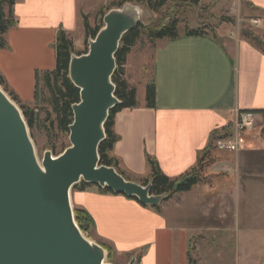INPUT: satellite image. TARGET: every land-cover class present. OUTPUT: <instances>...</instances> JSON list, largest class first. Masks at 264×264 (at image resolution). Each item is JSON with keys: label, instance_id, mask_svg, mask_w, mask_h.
I'll return each mask as SVG.
<instances>
[{"label": "crops", "instance_id": "1", "mask_svg": "<svg viewBox=\"0 0 264 264\" xmlns=\"http://www.w3.org/2000/svg\"><path fill=\"white\" fill-rule=\"evenodd\" d=\"M90 1L84 0V5ZM240 1L264 13V0ZM14 12L17 24L6 33L8 46L0 49V75L15 95L30 102L36 72L56 67L58 32L73 34L78 28L80 0H19ZM184 30L156 47L155 107L138 102L115 115L119 139L110 156L119 160L121 170L143 177L139 183L150 175L148 156L172 179L189 172L212 132L230 128L236 135L242 110L255 111L264 124V53L244 38L224 42L216 34L187 36ZM240 136L246 144L258 140L247 131ZM243 148L234 159L228 154L233 151L218 150L204 179L163 201L159 209L102 192L96 184L73 188L72 203L91 216L96 242L128 258L136 255L138 264H190L189 254L195 264H239L238 228L223 226L222 212L232 208L238 192L231 184L234 177L247 181L242 201L248 203L251 193L258 192L249 180L260 174L258 156H239ZM213 212L218 213L209 225Z\"/></svg>", "mask_w": 264, "mask_h": 264}, {"label": "water", "instance_id": "2", "mask_svg": "<svg viewBox=\"0 0 264 264\" xmlns=\"http://www.w3.org/2000/svg\"><path fill=\"white\" fill-rule=\"evenodd\" d=\"M138 6L109 10L86 53L71 55L69 77L80 90L72 105L71 145L60 155L50 150L39 160L20 107L0 84V264H114L107 251L79 227L71 193L81 181L108 187L157 207L169 194H152V181L128 180L101 163L110 110L121 100L112 76L125 33L141 22ZM133 256L128 264H136Z\"/></svg>", "mask_w": 264, "mask_h": 264}, {"label": "rangeland", "instance_id": "3", "mask_svg": "<svg viewBox=\"0 0 264 264\" xmlns=\"http://www.w3.org/2000/svg\"><path fill=\"white\" fill-rule=\"evenodd\" d=\"M121 1L123 0H92L89 4L84 5V0H80L79 25L77 30H75L73 34H70L74 42L73 53L75 55H80L79 53L83 52L87 47L84 25L85 15L88 16L91 26L95 28L98 23H101V17L104 11L107 13L113 8H121L128 3L138 6L142 11L141 23L146 28L158 26L164 21L166 16L177 14L179 13V10L182 9L183 12L179 14L181 19V23L179 24L180 31H183L187 25L191 28L206 26L208 33L218 35L225 42L229 39L233 40L238 37L244 38L243 30L245 29L249 30L248 32H255L264 40V13H258L254 8L249 7L246 3H243L240 0H200L197 5L190 4L188 6H183L182 8L178 3L177 5L167 4L159 11L150 9L146 2L137 3L126 1L121 7H112ZM109 7L112 8L106 10ZM253 19H262V22L256 24ZM102 22L104 24V21ZM161 43V40L152 43L145 35H140L127 55L123 77L126 79L129 86L136 87L138 102L141 104L146 102V83L152 76L153 59L156 47L161 45ZM1 87L19 107L24 104L34 108L35 122L33 126H29V124L28 126L40 161H42L46 151L50 150L54 156H58L71 145L69 132L62 130L58 126L56 116L52 112V107L48 103L49 92L43 87L42 83L39 88L40 101L37 103L38 106L34 100L30 102L25 101L17 94L16 98L14 96V91L6 82L1 84ZM247 132L254 134L258 140L257 142L255 140L254 143H243L245 147L241 144L240 146L242 148L244 147L243 149L245 150L241 151L239 156H249L250 158L251 154L258 156L259 161L256 168L261 169V171H259L260 174L259 176H256L257 178H255V181L254 178L249 179L252 182L250 186H253L255 183L254 186L258 187V192L251 193V198L249 202L246 203L245 201H242L241 198L239 199V197L243 198L245 195L244 192L246 189L242 186H247V181L242 179L238 180V177L231 179V184L238 187V192L235 194V198L232 201V208L222 212L225 214L222 219V225L229 227L232 226L235 229L238 228L236 233L239 239L237 243L240 257L239 264H264V191L262 188V186H264V124L261 126L260 121L256 118L254 127ZM233 136H236L235 133ZM241 147L238 151H233L234 153H226L232 155V158L234 159L236 152H239ZM218 150L220 149L217 145L211 154L210 161L216 156ZM214 162L215 161H212V163ZM209 167L210 164L207 165V167H203L201 174L202 179H204V175ZM121 171L124 172V176L128 180L138 182L143 179V177H140L139 175H134L124 170ZM237 181L239 184H236ZM141 184H143V182ZM209 187L211 190L214 188L211 184ZM217 188L218 185L215 186V189ZM247 190L249 191V189ZM201 206L202 205L200 204L199 208H201ZM217 213L218 212H213L212 216H210V221L208 222L209 225L213 224L214 215H217ZM196 215L201 216L202 213L197 212ZM83 222L86 223L87 230H83L80 223L77 221L85 236L94 240V233L92 231L93 225H88L84 220ZM229 223L232 224L230 225ZM102 246L107 251L106 261L110 263L128 264L131 258L136 256L132 255L128 258L114 252L108 246ZM136 264H138V260H136Z\"/></svg>", "mask_w": 264, "mask_h": 264}, {"label": "trees", "instance_id": "4", "mask_svg": "<svg viewBox=\"0 0 264 264\" xmlns=\"http://www.w3.org/2000/svg\"><path fill=\"white\" fill-rule=\"evenodd\" d=\"M18 1L19 0H0V49H4L8 46L6 33L9 29L17 24L14 7ZM126 1L137 3L146 2L150 9L159 11L167 4L177 5L178 3V5L182 8L183 6H188L190 4L197 5L200 0H123L117 3V5H113L112 7H121ZM112 7H109L106 10H109ZM182 12V9H180L179 13L166 16L161 24L153 28H146L141 22L138 23V25L134 29H131L124 34L120 43V47L115 54L117 67L112 76V80L116 85L115 94L121 100V103L117 104L110 110V115L105 123L106 138L101 142L99 146V154L102 164L115 167L123 175L124 172L119 168V160L115 157L110 156V151L113 149L114 144L119 139L118 135L114 131L115 115L123 109L134 108L138 105L136 87L129 86L126 79L123 77L127 55L129 54L131 47L134 45L136 39L140 35H145L152 43L158 40L177 39L181 35L179 30V24L181 23L179 14ZM105 14L106 11L102 13L101 23H98L95 28L91 26L88 16H84L87 47L83 52L79 54H83L88 51V38H95L98 31L103 27L104 24L102 21ZM206 29V26H201L199 28H191L189 26H186L184 34L187 36H204L208 34ZM248 31L249 30H243L244 38L249 40L264 53V40L255 32ZM54 47L56 49V67L53 70L36 72L34 102L37 105V103L40 101L39 88L41 87L42 83L43 87L49 92L48 103L52 107V112L56 116L58 126L62 130L69 132V126L73 123L74 120L72 105L80 101V90L73 84L69 77V64L71 55L74 51V42L69 33H67L65 30H60L57 34V39ZM4 82L5 81L3 77L0 75V84H4ZM14 96L17 98L16 95ZM146 105L150 108H153L156 105V83L153 76H151L146 83ZM20 107L29 126H33L35 122L34 108L24 104ZM233 134L234 131L230 128L224 130H215L214 132H212L210 136V142L205 150H203V152L200 154L197 164L180 178L172 179L168 177L160 169L158 161L154 157L148 156V162L151 167V172L149 176L144 178L143 185H146L149 181H152L151 193L157 195L169 194L168 199H170L177 193L190 191L201 181L203 167H207V165L211 164L212 161H215L214 157L212 158V161L210 160L213 150L217 147V140L221 138H231L233 137ZM91 185V183L81 181L74 186V189L77 188L80 190H85ZM99 187L100 191L102 192L118 194L108 187ZM130 198L140 202L139 199L135 196ZM154 208L159 209L160 206ZM75 215L83 230H87L86 223L83 222V220L86 221L88 225H91L93 223L91 216L84 210L75 208ZM189 259L190 264H195V260L193 259L191 254H189Z\"/></svg>", "mask_w": 264, "mask_h": 264}, {"label": "built area", "instance_id": "5", "mask_svg": "<svg viewBox=\"0 0 264 264\" xmlns=\"http://www.w3.org/2000/svg\"><path fill=\"white\" fill-rule=\"evenodd\" d=\"M260 24V20H254ZM257 118V113L253 110H242L238 112V118L235 124V138H221L217 140L218 148L221 150L238 151L243 143L240 134L252 129ZM233 138V139H232Z\"/></svg>", "mask_w": 264, "mask_h": 264}]
</instances>
